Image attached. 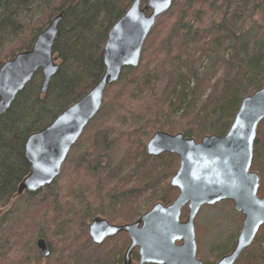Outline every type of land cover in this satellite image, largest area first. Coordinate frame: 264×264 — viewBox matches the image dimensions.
<instances>
[{"label": "trees", "instance_id": "16d2710c", "mask_svg": "<svg viewBox=\"0 0 264 264\" xmlns=\"http://www.w3.org/2000/svg\"><path fill=\"white\" fill-rule=\"evenodd\" d=\"M134 1L0 0V69L30 51L38 35L63 14L53 46L59 71L47 93L41 92L43 75L38 71L0 115V264H30L39 255V239L46 241L50 264H123L128 236L121 233L94 245L87 238L90 223L96 218L118 226L136 222L149 189L151 201L164 206L178 195L155 181L161 167L174 176L178 158L148 157L146 142L157 132L182 133L197 143L225 136L242 100L262 88L264 0H175L148 36L139 67L125 69L107 88L100 113L71 150L60 177L34 194L18 195L31 172L25 155L28 138L97 85L105 73L108 34ZM140 1L144 9L147 0ZM145 98L134 112V101ZM134 114L135 131L125 134L114 128ZM251 171L264 180V121ZM131 182L133 189L127 191ZM263 193L260 184L258 195ZM187 213L184 209L182 221ZM259 233L236 264H264V227ZM79 235L92 251L76 245ZM234 246L219 249L211 264ZM137 259L133 253L132 261Z\"/></svg>", "mask_w": 264, "mask_h": 264}, {"label": "water", "instance_id": "95a60500", "mask_svg": "<svg viewBox=\"0 0 264 264\" xmlns=\"http://www.w3.org/2000/svg\"><path fill=\"white\" fill-rule=\"evenodd\" d=\"M174 1L147 0L142 9L141 1L136 0L112 27L104 49L105 73L97 85L50 126L28 138L25 155L31 172L19 186L18 195L34 194L60 176L71 150L100 113L107 88L120 80L125 69L139 67L148 36ZM262 16L264 21V9ZM62 18L60 14L38 35L30 51L1 67L0 115L10 109L38 71L43 75L41 92L47 93L59 71L53 46ZM263 121L264 83L259 91L242 100L225 136H207L197 143L182 134L155 133L146 145V154L151 158L167 154L179 158V168L170 181L178 191L177 197L169 206L154 205L132 224L118 226L103 218L94 219L88 228L92 243L101 246L125 233L130 245L123 264H132L135 250L140 257L138 264H203L197 258L198 213L203 207L231 202L234 211L243 216L242 228L233 250L217 264H236L264 227V196L258 195L260 176L251 171L258 128ZM184 209L188 215L182 222ZM36 247L42 257L50 256L44 239H39Z\"/></svg>", "mask_w": 264, "mask_h": 264}, {"label": "rangeland", "instance_id": "374dc122", "mask_svg": "<svg viewBox=\"0 0 264 264\" xmlns=\"http://www.w3.org/2000/svg\"><path fill=\"white\" fill-rule=\"evenodd\" d=\"M261 13L263 14V11ZM262 14H261V19L263 20ZM146 99L147 98L134 101V112L139 109L140 105L144 106L145 102L147 101ZM136 119H137L136 114H134V119L129 118V120L127 121L124 118L120 122L115 123L114 128H116V130H119L122 133H125L127 131L130 132L132 130L135 131L136 130L135 127H138V124H137L138 121L136 122ZM131 120L133 122H131ZM159 122H163V121L159 120ZM117 133H119V132H117ZM178 134H182V133H178ZM175 135H177V134H175ZM147 142H146V144H147ZM164 168H166V169H164ZM178 168H179V158H178ZM157 171H158V173H157V177L155 179L156 183H161L162 188L167 189V187L170 186V181L173 177V176H171L169 168L167 166H165V167H161ZM61 173H62V171H61ZM127 173H128V171L126 172V174H124V177H127V182H128V180L131 178L130 177L131 175H127ZM263 181L264 180L261 177L260 178V184L264 188V182ZM127 182L125 183L126 186L128 185ZM153 182H151V183H153ZM133 184L134 183L131 182V185H129L128 187H130V186H132V187H130V189H128L127 191H130L131 189H133V186H134ZM170 188H172V187L170 186ZM121 191L122 190L117 191V192H121ZM149 191L150 192L145 193L141 199L142 200L141 216L144 215L145 213H147L149 210H151L153 205L156 204V202L157 203L159 202V201H157L158 199L157 200L153 199L156 202L154 204L150 205L154 201H151L152 199L149 198V195L153 194L151 189H149ZM105 192H108V190L106 189ZM263 195H264V193H263ZM240 215H238V213H236L234 211V205L231 202H223V203L217 204L215 206H206L200 210V212L198 213V216L196 218V232H197V241H198V245H199L200 259L211 264L215 261L216 256L218 255L219 249L220 250L221 249H225V250L228 249L229 250L231 247V244L233 242L236 244V240H237V237H238L240 230L242 228V222H243V216H242V221H240L241 220ZM236 230H237V232H236ZM87 238L92 243V241L89 237V234H87ZM70 241H71V239H70ZM84 243H85L84 237L82 235H79L76 245L82 246L83 249H88L89 247ZM92 250H93V248L90 246V248L87 251H92ZM225 250H223L222 252H224ZM102 253H104V252L102 251ZM135 255H137L136 250L134 251V257H135ZM49 259H50V256L47 258H44L41 256V253L39 252L38 257L33 258L31 260L30 264H50V263H47V262H49ZM133 264H137V263H133Z\"/></svg>", "mask_w": 264, "mask_h": 264}, {"label": "flooded vegetation", "instance_id": "af4514ba", "mask_svg": "<svg viewBox=\"0 0 264 264\" xmlns=\"http://www.w3.org/2000/svg\"><path fill=\"white\" fill-rule=\"evenodd\" d=\"M252 172H255V171H252ZM262 196H264V195H262ZM262 196H259V197H262ZM196 239H197V235H196ZM178 245H181V243H179ZM197 245H198V241H197ZM136 251H137L138 259L137 260H134V262H132V263H139L140 257H139V254H138V250H136ZM197 258L200 259V256H199V245H198V250H197ZM200 260H202V259H200ZM202 262H203V264L206 263L204 260H202Z\"/></svg>", "mask_w": 264, "mask_h": 264}]
</instances>
